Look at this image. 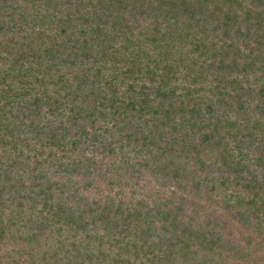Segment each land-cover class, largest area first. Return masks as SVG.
<instances>
[{"label":"trees","instance_id":"obj_1","mask_svg":"<svg viewBox=\"0 0 264 264\" xmlns=\"http://www.w3.org/2000/svg\"><path fill=\"white\" fill-rule=\"evenodd\" d=\"M240 1L0 0V264L250 258L184 196L114 191L142 170L185 190L200 143L227 151L237 124L223 101H264V82L238 78L264 59L235 44L264 42V0H246L242 18ZM203 79L216 86H192ZM246 186L264 211V183Z\"/></svg>","mask_w":264,"mask_h":264},{"label":"rangeland","instance_id":"obj_2","mask_svg":"<svg viewBox=\"0 0 264 264\" xmlns=\"http://www.w3.org/2000/svg\"><path fill=\"white\" fill-rule=\"evenodd\" d=\"M235 5L238 6L237 11L241 18L245 16V10L251 7L249 1L246 0ZM213 39L215 42L219 41V45L223 44L220 38ZM260 39V37L253 36L246 41L250 46H246L243 41L235 43L240 50L243 49V54L248 53L246 56L250 61H256L258 65L257 60L264 59V55L255 59L261 49H258V44L262 47L264 43L261 44L258 41ZM228 42L231 41L228 40ZM252 48V55L251 53L249 55V50ZM260 52L264 54V46ZM262 69L264 70V65L260 67V70L255 66L254 71L250 74L241 72L238 78H243L244 86L250 85L256 88L260 85L259 82H264ZM208 81L213 82L210 75ZM192 86L212 87L216 84H206V80L203 79ZM209 88L204 94L205 99H209L207 97L211 95ZM215 93L217 92L215 91ZM247 99L249 102L243 101L244 108L241 110L236 108V104H233L235 111L231 105L233 98L227 97L223 101L221 112L229 110L227 115L229 114L232 118L230 122L237 124L231 134L227 133L223 139L222 146L227 147V151L222 153L221 149H218L221 148V145L206 146V144L200 143L197 146L198 159L194 161V164L192 163V170L196 172L192 177H187L185 190L178 192L177 186L172 183L166 185L161 178L141 169L139 178L128 175L117 180L120 185L115 187L114 191L120 192L127 200L134 199L132 194L136 195V199L156 200L172 197L174 201H179L181 196H184V203L190 215L215 218V224L222 229L227 238L245 247L250 258L245 263L243 262L244 264H264V211L258 209L259 205L252 207L256 201V199H252L256 189L251 191L246 186L247 182L256 176L260 182L264 183V101L259 99V93L256 92L251 100L249 97ZM214 109L219 110L216 106ZM219 139L216 137L214 142H220ZM213 184L214 187H212ZM99 188L107 189L104 185L99 186L92 190L93 196L99 192ZM175 192L178 193L175 194ZM261 195L264 196V191L261 192ZM238 262L225 259L223 264H237Z\"/></svg>","mask_w":264,"mask_h":264}]
</instances>
